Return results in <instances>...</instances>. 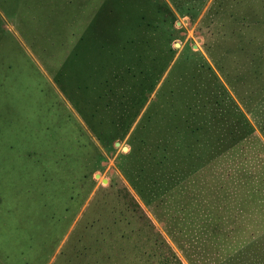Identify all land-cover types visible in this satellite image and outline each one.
<instances>
[{"label": "trees", "instance_id": "16d2710c", "mask_svg": "<svg viewBox=\"0 0 264 264\" xmlns=\"http://www.w3.org/2000/svg\"><path fill=\"white\" fill-rule=\"evenodd\" d=\"M58 1L48 6L55 33L42 49L60 60L55 82L101 142L132 132L126 176L186 256L199 246L203 263L264 259V146L254 155L249 150L257 143L253 126L213 68L232 88L251 79L261 84L264 0H214L205 19L224 39L206 48L213 66L175 64L150 104L176 56L165 31L175 22L172 10L151 0ZM184 2L177 0L187 11L197 7ZM241 70L249 76H237ZM249 96L239 95L244 109L259 113ZM145 241L143 264H183L157 234ZM122 258L131 264L126 252Z\"/></svg>", "mask_w": 264, "mask_h": 264}, {"label": "rangeland", "instance_id": "374dc122", "mask_svg": "<svg viewBox=\"0 0 264 264\" xmlns=\"http://www.w3.org/2000/svg\"><path fill=\"white\" fill-rule=\"evenodd\" d=\"M183 1L197 7L187 11L177 0H151L165 3L175 16L165 31L176 56L149 104L175 64L213 66L206 48L224 39L218 25L209 27L205 19L214 0ZM58 2L0 0V264L23 256L34 264H126L123 252L131 264H143L141 243L154 234L183 264H208L201 261L205 253L199 246L192 248V259L186 256L160 212L129 182L125 169L131 167L132 132L101 142L55 82L60 60L46 57L42 49L48 42L51 46L46 36L55 33L48 6ZM213 68L253 126L257 143L249 150L254 155L264 146V74L261 84L251 79L248 86L232 88ZM236 75L249 76L244 70ZM239 95L256 100L259 113L244 109ZM255 257L241 264H264Z\"/></svg>", "mask_w": 264, "mask_h": 264}, {"label": "water", "instance_id": "95a60500", "mask_svg": "<svg viewBox=\"0 0 264 264\" xmlns=\"http://www.w3.org/2000/svg\"><path fill=\"white\" fill-rule=\"evenodd\" d=\"M117 144H119V143H117Z\"/></svg>", "mask_w": 264, "mask_h": 264}]
</instances>
